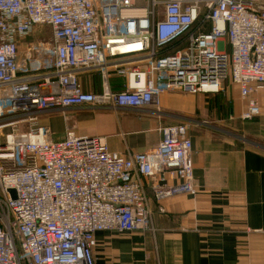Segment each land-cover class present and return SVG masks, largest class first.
Wrapping results in <instances>:
<instances>
[{
	"label": "built area",
	"instance_id": "1",
	"mask_svg": "<svg viewBox=\"0 0 264 264\" xmlns=\"http://www.w3.org/2000/svg\"><path fill=\"white\" fill-rule=\"evenodd\" d=\"M41 26L44 67L21 62ZM83 73H99L100 90ZM226 79L246 101L242 119L264 113V0H0V264H96L97 232L153 229L151 186L158 201L198 193L186 123L121 153L73 129L51 139L43 112L159 105Z\"/></svg>",
	"mask_w": 264,
	"mask_h": 264
},
{
	"label": "crops",
	"instance_id": "2",
	"mask_svg": "<svg viewBox=\"0 0 264 264\" xmlns=\"http://www.w3.org/2000/svg\"><path fill=\"white\" fill-rule=\"evenodd\" d=\"M80 79L86 89L100 90L99 73ZM245 105L239 87L226 79L219 92L167 91L159 105L84 104L40 115L53 140L66 137L68 119L60 113L68 112L77 135L106 137L121 153L155 146L164 125H188L197 195L158 201L151 186L153 229L97 232L96 264H264V113L244 120Z\"/></svg>",
	"mask_w": 264,
	"mask_h": 264
},
{
	"label": "rangeland",
	"instance_id": "3",
	"mask_svg": "<svg viewBox=\"0 0 264 264\" xmlns=\"http://www.w3.org/2000/svg\"><path fill=\"white\" fill-rule=\"evenodd\" d=\"M139 4H144V3H142V2H140ZM49 39H50V30H49V28L48 27H39V28H37L33 33H32V35L31 36H29L26 40H25V43L26 44H30V45H33V46H35V47H37V49L34 51V52H32L30 55H28V53L25 51V48H26V45L24 44V45H22L21 46V48H20V54H21V62H24L25 60H28V61H30L31 63H33L34 64V66H36L39 62L38 61H41L42 62V66L41 67H44V60H45V53H41L40 51V47H41V45H40V43L41 42H48L49 41ZM29 56H30V58H29ZM67 113V114H66ZM66 113H60L61 115H62V118L64 117V121L66 120V119H68V121H67V125L66 126H68V129H72L71 128V124H70V118H68L69 117V115H68V112H66ZM39 118H40V116H39ZM66 118V119H65ZM165 126V125H164ZM45 128H47L48 130H50L47 126H44ZM67 129V128H66ZM67 129V130H68ZM162 138V137H161ZM161 140V139H160ZM159 140V141H160Z\"/></svg>",
	"mask_w": 264,
	"mask_h": 264
},
{
	"label": "water",
	"instance_id": "4",
	"mask_svg": "<svg viewBox=\"0 0 264 264\" xmlns=\"http://www.w3.org/2000/svg\"><path fill=\"white\" fill-rule=\"evenodd\" d=\"M11 197L15 199L17 197V192L15 188H10Z\"/></svg>",
	"mask_w": 264,
	"mask_h": 264
}]
</instances>
